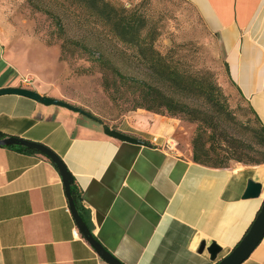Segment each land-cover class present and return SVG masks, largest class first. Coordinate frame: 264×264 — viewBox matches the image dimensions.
<instances>
[{"label": "crops", "instance_id": "obj_1", "mask_svg": "<svg viewBox=\"0 0 264 264\" xmlns=\"http://www.w3.org/2000/svg\"><path fill=\"white\" fill-rule=\"evenodd\" d=\"M188 1L219 38L229 79L264 125V0ZM25 77L0 42V90L45 95ZM176 127L143 110L126 116L117 131L147 148L107 137L64 108L0 97V132L50 148L65 163L92 235L122 264H219L263 207L264 166L213 169L153 146ZM250 180L263 191L245 200ZM203 242L221 248L216 261L208 249L200 253ZM0 264H106L80 234L63 178L42 155L0 148ZM244 264H264V240Z\"/></svg>", "mask_w": 264, "mask_h": 264}, {"label": "rangeland", "instance_id": "obj_2", "mask_svg": "<svg viewBox=\"0 0 264 264\" xmlns=\"http://www.w3.org/2000/svg\"><path fill=\"white\" fill-rule=\"evenodd\" d=\"M106 1L146 21L130 44L79 0H0V42L27 85L114 130L129 114L170 100L177 117L165 109L146 111L176 120L167 138L176 146L166 151L194 159L196 150L210 166L223 169L262 168L261 124L228 78L219 38L197 9L188 0ZM44 10L57 12L59 20ZM67 41L76 45L63 52ZM100 54L105 60L96 62ZM158 56L184 78L182 86L165 81L150 65Z\"/></svg>", "mask_w": 264, "mask_h": 264}, {"label": "water", "instance_id": "obj_3", "mask_svg": "<svg viewBox=\"0 0 264 264\" xmlns=\"http://www.w3.org/2000/svg\"><path fill=\"white\" fill-rule=\"evenodd\" d=\"M22 96L29 100H34L37 103L45 106V107H57V108H64L70 112L75 114H80L90 120H96V118L89 113H86L80 108H76L73 105L61 101L51 97H44L37 93L34 90H28L24 88H16V89H1L0 90V97L1 96ZM104 128V134L107 137H111L119 142L122 143H129L137 146H143L150 148V145L147 142L142 140H138L134 137H131L127 134H122L109 126L102 125ZM3 147H23L31 151H36L40 155L44 156L48 160H51L55 166L57 167L60 175L63 178L65 190L67 191V197L69 201V205L71 208V212L73 215L74 220L76 221L78 230L81 235H84L87 242L91 245V247L98 253L100 258L106 264H122L114 255H112L108 250L104 249L101 244L95 239L94 235H92L89 227L87 226L86 222L82 219L77 209V206L74 203L72 198V186L74 184V178L69 173L65 163L50 149L43 145L37 143H31L22 139H5L0 141V148ZM247 191L244 195V199H257L261 197L263 191V185L257 184L254 181L250 180L248 183ZM249 233L242 239V241L237 245L234 251L227 256L226 258L222 259L219 264H244L248 261L249 257L254 253V251L260 246L262 241L264 240V203L261 211L255 222L249 229ZM200 253H204L206 249L211 255L212 261H216L219 254L221 253V248L212 244L209 248H207L205 242L201 245Z\"/></svg>", "mask_w": 264, "mask_h": 264}, {"label": "trees", "instance_id": "obj_4", "mask_svg": "<svg viewBox=\"0 0 264 264\" xmlns=\"http://www.w3.org/2000/svg\"><path fill=\"white\" fill-rule=\"evenodd\" d=\"M79 2L81 4L86 5L89 8L88 11H90L92 13V15L95 16V18L97 20L106 24L109 27H112L114 34L125 44H130L129 39L132 37L134 32L136 33L137 30L140 31L141 29L146 27V21L143 20L141 17H138L136 15H128L125 10H123V9L118 10L115 6H112L106 0H79ZM44 11L47 14H49L55 21L59 20L60 16L57 14V12H54L52 10H44ZM67 42L62 47L63 52H66L68 50L69 45L70 46L76 45V43L74 44V43H70V42L67 43ZM80 50H82L83 52L88 51L87 48L84 46L80 47ZM92 56L95 58L94 53L92 54ZM104 60H105V56L103 54H100L99 57L96 59V62H102ZM149 62H150L151 66L153 65L154 67L159 68L161 75L163 76L165 81H167V82L168 81H174L177 84V86H182L184 84V82H185L184 78H182L179 74H177L176 71H173L172 69L170 70L169 65H166V60L163 57L158 56L157 59H152ZM225 67H226L227 75L229 78V66L227 64H225ZM121 77L124 81H127V79H128L127 77H125L123 75ZM230 81H231V79H230ZM206 95L208 97H210V94H206ZM169 103L170 104H168V105L167 104L166 105H160L157 108H154V107L153 108H146V111L153 112V110L155 111V110L165 109L166 111L171 113L172 116H174V117L179 116L180 114H177L176 111H173L172 104H171L170 100H169ZM185 110H187L189 112L191 111L189 109V107H186V106H185ZM252 111H253L258 123L261 124V135H262V138H264V125H263V123H261V120L258 118V116L256 115L253 108H252ZM182 113L184 114V112H182ZM158 115H160V114H158ZM160 116H162V115H160ZM170 118H173V117L170 116ZM92 123L98 125L99 127H101L103 125L102 122L98 119L93 120ZM11 138H14V137H11L9 135L4 134L3 132L2 133L0 132V141L5 140V139H11ZM3 148L15 149L17 151H20V152L28 154V155L39 154L38 152H36L34 150L31 151V150H28V149L23 148V147H18V148L17 147H12V148L3 147ZM194 155L195 156H194L193 160L196 164L203 165V166L213 168V169L220 168V167L210 166L205 160H203L202 156L199 155V153L196 150L194 152ZM54 166H55V164H54ZM71 190H72V198L74 200L75 205L77 206L79 214L82 217V219L86 222L87 226L89 227V229L91 231V224H90L89 220H87V218L85 216L86 215L85 210L83 208V205L81 204L82 203L81 190L78 189V187L76 186L75 183L73 184ZM249 231H248V233H249Z\"/></svg>", "mask_w": 264, "mask_h": 264}, {"label": "built area", "instance_id": "obj_5", "mask_svg": "<svg viewBox=\"0 0 264 264\" xmlns=\"http://www.w3.org/2000/svg\"><path fill=\"white\" fill-rule=\"evenodd\" d=\"M152 142H153L154 147L160 150H164V151H166V149L170 151L172 144H173L172 141L169 142L167 140H164V142H161L159 138H154ZM74 235H77L76 231L74 232Z\"/></svg>", "mask_w": 264, "mask_h": 264}, {"label": "bare ground", "instance_id": "obj_6", "mask_svg": "<svg viewBox=\"0 0 264 264\" xmlns=\"http://www.w3.org/2000/svg\"><path fill=\"white\" fill-rule=\"evenodd\" d=\"M174 146H176V144H174ZM174 146H173V144H172V149H173Z\"/></svg>", "mask_w": 264, "mask_h": 264}]
</instances>
